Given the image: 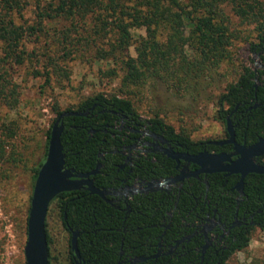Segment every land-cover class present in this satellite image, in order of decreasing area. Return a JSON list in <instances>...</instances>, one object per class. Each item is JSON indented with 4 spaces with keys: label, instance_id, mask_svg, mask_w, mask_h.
Returning <instances> with one entry per match:
<instances>
[{
    "label": "trees",
    "instance_id": "1",
    "mask_svg": "<svg viewBox=\"0 0 264 264\" xmlns=\"http://www.w3.org/2000/svg\"><path fill=\"white\" fill-rule=\"evenodd\" d=\"M38 9L43 17L84 18L88 13L106 10L112 14L111 28L115 39L111 52L126 54L132 44L130 29L144 26L147 37L134 46L136 57L124 59L128 80H140L146 76H160L164 80L177 82L199 65H190L185 60L184 47L189 46L198 58L216 65L226 56L231 34L225 24L220 3L229 4L242 20L254 24L255 39L250 41L249 50L258 58V67L243 65L236 81L229 83L218 96L217 118L225 123L229 115L234 127L235 140L246 145L259 137L264 138V0H45ZM128 1V4H126ZM20 0H0L5 14L0 12V41L5 42L6 56L18 47L24 33L22 26L7 17L8 12L20 5ZM39 7V6H38ZM31 29L35 27L31 26ZM166 30L164 43L156 40V33ZM66 41V38H64ZM68 42V41H66ZM65 42V43H66ZM69 44H73L69 41ZM179 58L169 65L170 59ZM196 64V63H195ZM199 64V63H198ZM48 81V77H47ZM3 89H0L2 94ZM258 103L255 108L252 106ZM87 111L86 115L62 117L61 144L64 164L75 172H87L101 164L98 173L92 175L98 188H119L139 177L145 180L165 178L176 174L174 160L160 154H147L132 166H122L125 155L120 153L124 145L131 144L134 134L125 126L147 123L162 133L174 149L198 153L203 149L211 152H230L231 144H208L207 140H193L186 133L159 118L157 114L143 119L130 99L96 93L81 100L76 108L57 110L55 119L63 111ZM52 126V125H51ZM50 128L46 132L45 152L33 168L34 183L39 167L45 159ZM227 132L225 131V135ZM153 158L156 160L154 161ZM256 162L264 164L263 158ZM195 164L190 165L194 169ZM238 174L225 175L214 172L198 178L189 177L178 189L133 194L125 203L109 204L97 194L86 189L58 193L50 202L55 203L64 230L68 233V264H75L70 248V237L78 230L77 247L84 264H226L236 251L248 246L250 234L255 229L264 230V173H249L243 180V194L233 188ZM117 206V207H116ZM216 208L229 221L235 213L240 218L251 215V223L235 226L217 252L207 248L201 259L204 244L202 234L184 240L175 255L160 254L152 257L158 249L169 248L184 235L190 234L203 221L207 211ZM45 232L48 244L49 264H54L50 253V236ZM180 245H184L181 248ZM140 256L145 260L132 262ZM132 262V263H131Z\"/></svg>",
    "mask_w": 264,
    "mask_h": 264
},
{
    "label": "rangeland",
    "instance_id": "2",
    "mask_svg": "<svg viewBox=\"0 0 264 264\" xmlns=\"http://www.w3.org/2000/svg\"><path fill=\"white\" fill-rule=\"evenodd\" d=\"M45 2L20 0L19 6L7 10L6 16L22 26L24 33L9 57L5 42L0 41V264H25L23 247L33 168L44 155L46 132L57 110L76 108L85 97L96 93L117 95L130 99L143 119L157 114L193 140L221 139L226 129L216 115L218 96L236 81L243 65H260L249 50L256 34L254 24L221 2L231 34L225 58L212 66L186 45L185 61L199 66L185 80L160 76L128 80L124 59L137 56L134 46L147 37L144 26L130 29L132 44L127 55H113L115 32L110 11L90 12L79 19L39 16L38 9ZM0 12H6L1 4ZM166 37V30L157 31V41L164 43ZM178 60L171 58L169 65L173 67ZM47 224L53 263L68 264L69 235L55 203L50 205ZM226 264H264V230L255 228L248 246L234 252Z\"/></svg>",
    "mask_w": 264,
    "mask_h": 264
},
{
    "label": "water",
    "instance_id": "3",
    "mask_svg": "<svg viewBox=\"0 0 264 264\" xmlns=\"http://www.w3.org/2000/svg\"><path fill=\"white\" fill-rule=\"evenodd\" d=\"M86 115L87 111H63L53 122L48 138L47 151L44 161L37 172L32 186L30 206L27 217V238L23 247L25 264H49L48 244L45 232V220L51 200L60 192L76 189H86L90 193L97 194L109 204L115 205L118 201L116 196L127 197V194L135 191L124 188L115 192L106 188H98L94 185L92 175L98 173L101 164L98 162L94 169L87 172H75L72 168L65 167L64 152L61 144V132L63 130L62 117L65 115ZM225 129L228 137L225 139H210L208 144L222 145L231 143L230 152H211L203 149L198 153L176 151L166 140L167 146L162 147L165 155L176 161L178 167L180 160L186 162L183 168L174 176L167 177L162 181H149L146 190L152 191V184L159 186L168 183L182 181L187 176L198 178L200 174L207 175L214 172H224L225 175L238 174L239 179L233 188L242 192L244 177L249 173H264V164H259L255 158L264 155V138L246 145L235 140L234 127L229 115L225 118ZM236 156L235 158H233ZM196 165L195 169H189L188 165ZM130 187V186H129ZM113 195L115 198H110ZM117 207V206H116ZM78 230H74L70 237V248L75 256V264H84L77 247ZM206 244L203 246L205 249ZM154 254L152 257H156ZM149 257L140 256L132 262L145 260Z\"/></svg>",
    "mask_w": 264,
    "mask_h": 264
},
{
    "label": "flooded vegetation",
    "instance_id": "4",
    "mask_svg": "<svg viewBox=\"0 0 264 264\" xmlns=\"http://www.w3.org/2000/svg\"><path fill=\"white\" fill-rule=\"evenodd\" d=\"M259 104L255 103L252 107L255 108ZM123 127H127L130 132L134 134V137L132 138L131 144L129 145H124L122 149L120 150V153L125 155L124 157V162L122 166H132L133 164L136 163V161L141 158L142 156H146L147 154H160L161 156H166L162 151V147L167 146L166 142H162V140H166L170 146H172L171 142L162 134L158 133L154 130H152L147 123H134L133 127L130 126H125L124 121L121 120V125L120 129ZM226 131V130H225ZM227 132V131H226ZM228 137V133L225 135V137L221 139H225ZM231 144V143H230ZM173 147V146H172ZM232 147V144H231ZM174 149V147H173ZM176 150V149H174ZM232 150V148H231ZM176 151H182V150H176ZM234 156L233 158H235ZM260 157V156H258ZM261 157L264 160V155H261ZM170 158V157H169ZM257 158V157H256ZM255 158V161H256ZM171 159V158H170ZM155 161L156 159L153 158ZM174 160V159H172ZM175 162V168L177 169L176 174L183 168V165H186V162L183 160H180L178 167H176V161ZM190 163L188 165L190 169ZM196 168V167H195ZM194 168V169H195ZM175 174V175H176ZM174 176V175H173ZM206 176V175H204ZM227 176V175H226ZM171 177V176H168ZM189 177L192 176H187L185 177L182 181H177L174 183H168V184H163L161 186L157 184H152L150 187L152 188V191L146 190V187L148 186V182L152 180H157V181H162L163 179L167 178H151L148 180L136 177L134 178L130 183L125 184L122 187L119 188H110L109 190H114L115 192L117 191H122L124 188H130L132 191L127 194L126 198H123V196H116L118 198V201L126 202L133 194L136 193H149V192H155V191H168L172 189L173 187L180 188L184 181L188 179ZM196 178V177H195ZM238 181V180H237ZM130 186V187H129ZM243 188V187H242ZM236 190V189H235ZM238 197L243 194V189L242 192L240 193L238 190ZM110 198H115V196L110 195ZM116 201V202H118ZM115 202V203H116ZM237 212L235 213L234 219L232 221H229L222 216V213L219 212L216 208H212V212L207 211L205 213V216L203 218V221L199 224L198 227L194 229V231L190 234L184 235L181 238H179L174 245H170L168 249L165 247H162V249H158V251L155 253L157 254L154 259H156L160 254H169L171 256L175 255L176 249L181 244L184 240L186 242L189 241L191 236L195 234H202L204 237V244L202 245L201 248V259L203 257L204 251L207 248L210 249H215V252L218 251V249L221 247V245L226 241L227 237L230 234V231L233 227L235 226H246L248 223H251L252 221L249 220L248 218H251V215L247 218L244 214L239 217H237ZM206 244L205 249H203V246ZM181 248H183L184 245H180ZM132 263V262H131Z\"/></svg>",
    "mask_w": 264,
    "mask_h": 264
}]
</instances>
